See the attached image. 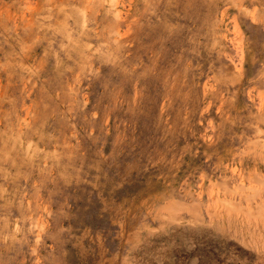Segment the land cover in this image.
<instances>
[{
    "label": "rangeland",
    "instance_id": "374dc122",
    "mask_svg": "<svg viewBox=\"0 0 264 264\" xmlns=\"http://www.w3.org/2000/svg\"><path fill=\"white\" fill-rule=\"evenodd\" d=\"M0 264H264V0H0Z\"/></svg>",
    "mask_w": 264,
    "mask_h": 264
}]
</instances>
